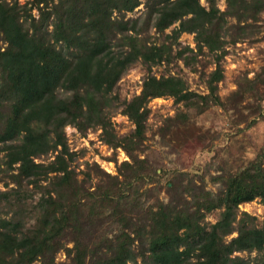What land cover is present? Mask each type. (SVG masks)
Masks as SVG:
<instances>
[{"label": "trees", "instance_id": "obj_1", "mask_svg": "<svg viewBox=\"0 0 264 264\" xmlns=\"http://www.w3.org/2000/svg\"><path fill=\"white\" fill-rule=\"evenodd\" d=\"M225 2L221 9L219 0H146L143 15L128 17L142 0H0V159L9 177L0 189V264H257L241 252H257L264 264V224L240 210L264 203V145L247 165L212 176L217 191L176 170L168 200L158 194L166 171L140 157L149 103L165 96L154 66H194L213 55L214 68L201 74L208 92L187 87L175 98L183 109L170 125L187 123L192 110L224 105L227 38L246 36L264 13V0ZM170 28L162 43L148 37ZM183 33L194 34L195 47L181 46ZM138 62L141 92L122 98L118 83ZM236 83L232 97L254 99L264 120V67ZM115 113L134 128L119 134ZM68 125L100 129L103 143L129 158L115 174L95 163L100 180L87 184L88 171L78 179ZM215 210L216 222H205ZM60 252L67 261L57 260Z\"/></svg>", "mask_w": 264, "mask_h": 264}, {"label": "rangeland", "instance_id": "obj_2", "mask_svg": "<svg viewBox=\"0 0 264 264\" xmlns=\"http://www.w3.org/2000/svg\"><path fill=\"white\" fill-rule=\"evenodd\" d=\"M142 1L143 3L135 11L128 13V17L143 15L146 10L144 5L146 0ZM202 2L205 3V0ZM219 6L225 9V0H219ZM34 13L38 14L36 10ZM231 22H235L234 19ZM170 30L171 28L161 34L152 29L148 37L151 41L162 43ZM227 39L229 42L226 45V55L221 61L225 76L219 83L224 105L211 104L200 113L192 110L189 113V121L180 127L176 123L170 125L168 121L169 117H174L179 109H183L175 98L184 93L187 87L202 94L208 92L201 74L202 71L214 68L211 62L213 55L209 53L201 55L194 66H187L182 60H174L168 65L153 67L152 71L157 75L158 84L163 88L165 96L155 98L149 103L152 113L148 120L147 137L141 146L140 157L148 158L158 173L166 171L158 191L159 197L165 200L169 199L167 183L176 170L185 171L189 179L193 177L198 183L204 181L207 188L217 191L218 184L214 183L212 176L235 172L247 165L264 145V120L260 115L261 108L258 103L254 99L232 97V93L237 89L236 81L239 76L254 77L264 67V13L246 36L236 42H231L229 37ZM178 42L181 46L196 45L194 34L190 33H183ZM144 76L145 69L141 62L129 69L118 83L117 90L121 97L130 99L139 94ZM262 105L264 107V102ZM254 119H257L256 123H253ZM113 121L119 134H125L134 128V124L122 113H115ZM100 134V129H90L82 133L71 125L66 127L69 145L78 153L74 161V166L78 167V179H85L86 174L83 171H88L90 178L86 180L87 184L95 185L100 180L96 168L93 167L95 163L105 171L115 174L116 167L129 158L123 149L114 150L103 143ZM53 158L49 155L44 161ZM3 167L0 159V189H6L5 182L9 181ZM155 200L156 195H151L150 202ZM240 210L255 215L259 224H264V203L260 199L241 204ZM219 214L220 210L208 213L205 222H216ZM234 235L236 233L228 237V240ZM237 254L257 264L262 262V256L257 252ZM141 259L139 255L140 263ZM57 260L67 261V257L60 252Z\"/></svg>", "mask_w": 264, "mask_h": 264}, {"label": "built area", "instance_id": "obj_3", "mask_svg": "<svg viewBox=\"0 0 264 264\" xmlns=\"http://www.w3.org/2000/svg\"><path fill=\"white\" fill-rule=\"evenodd\" d=\"M109 172H111V171H109Z\"/></svg>", "mask_w": 264, "mask_h": 264}]
</instances>
